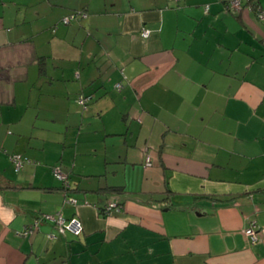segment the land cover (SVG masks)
<instances>
[{"label":"crops","instance_id":"crops-1","mask_svg":"<svg viewBox=\"0 0 264 264\" xmlns=\"http://www.w3.org/2000/svg\"><path fill=\"white\" fill-rule=\"evenodd\" d=\"M227 2L0 0V264H264V21Z\"/></svg>","mask_w":264,"mask_h":264},{"label":"built area","instance_id":"built-area-1","mask_svg":"<svg viewBox=\"0 0 264 264\" xmlns=\"http://www.w3.org/2000/svg\"><path fill=\"white\" fill-rule=\"evenodd\" d=\"M241 7H242V0H228V8L234 9V10H240ZM207 9H208V5H205V10H207ZM84 15H85V12H83V11L72 12L69 15L64 16L62 18V22L64 24H67L70 22L71 19L79 18V17L84 16ZM258 18L261 20H264V11L259 10ZM141 33L143 36H148L149 30L144 28V29H142ZM115 86H116V88L119 89L121 87V84L116 83ZM79 101L80 102L83 101L82 97H79ZM10 159L12 160V162H14L16 169H18L21 166L22 157L20 154L14 153L10 156ZM145 165L146 166L151 165V159H150L149 155L146 156ZM52 172H53L54 176L57 177L58 179L62 180L66 186L68 185V182L66 180V175L60 170V168L58 166L53 167ZM66 200L72 204H77V199L73 196H68ZM106 209H107V213H110V211H112V210H119V206H117L116 201H110L107 204ZM41 219L53 221L60 233H64L65 231H70L74 234H79L83 229L82 223H81L79 218L70 217V218L66 219L62 216V214L58 213L57 215L43 214L41 216V218L36 219L31 225H28L27 226L28 228H26L23 231V233L28 234V233L32 232L33 229L37 227L38 222ZM243 231H244V234L246 236H248L251 243H254L258 240V233L259 232L264 233V227H258L255 224V222L252 221L250 223V225L248 227H246Z\"/></svg>","mask_w":264,"mask_h":264},{"label":"trees","instance_id":"trees-1","mask_svg":"<svg viewBox=\"0 0 264 264\" xmlns=\"http://www.w3.org/2000/svg\"><path fill=\"white\" fill-rule=\"evenodd\" d=\"M244 8H247V9H249L250 11H252L255 15H256V17H258V12H259V10H261L262 11V9L260 8V6H259V3H258V0H242V7H241V9L240 10H234V9H230V8H228V2H227V9H229V10H231V11H235V12H239V11H241V10H243ZM261 20V19H260ZM261 21H264V20H261ZM63 23V22H62ZM64 24V23H63ZM68 24V23H67ZM40 63H43V62H41L40 61ZM121 88V87H120ZM119 88V89H120ZM116 89H118V88H116ZM79 97H82V99H83V101L82 102H80L79 101ZM88 99H89V96H86V95H83V94H79L78 96H77V98H76V102L79 104V105H81L82 107H86V105H87V101H88ZM12 154H14V153H12ZM12 154H10L9 155V159H10V156L12 155ZM19 154V153H18ZM21 155V154H20ZM21 157H22V164H21V166L18 168V169H16L15 168V164H14V162H12L13 163V165H14V168H15V170H19L21 167H22V165L25 163V162H27L28 160H27V158L26 157H23L22 155H21ZM11 160V159H10ZM12 161V160H11ZM59 168H60V166L59 165H57ZM53 167H55V166H53ZM53 167H52V169H53ZM60 170H61V168H60ZM62 171V170H61ZM63 172V171H62ZM53 173V172H52ZM64 173V172H63ZM65 174V173H64ZM66 175V174H65ZM66 180H67V175H66ZM67 182H68V180H67ZM64 183V182H63ZM65 185V184H64ZM64 188H66V190H67V192H68V194H67V197L68 196H73L72 194H71V191H72V189L70 188V185H69V182H68V185L66 186H64ZM108 188H110L113 192H115V193H120V192H124V190H123V187L122 186H110V187H108ZM74 197V196H73ZM77 199V198H76ZM112 201H114V200H112ZM77 202H78V199H77ZM87 201H86V199H83V203H86ZM110 202V201H109ZM108 202V203H109ZM107 203V204H108ZM117 203V206H119V210L121 209V206H122V204L121 203H118V202H116ZM107 204H106V206L104 207V209H103V212H105V213H107V209H106V207H107ZM43 215V214H42ZM42 215H38L37 217H36V219H39V218H41V216ZM41 220H43V219H41ZM40 220V221H41ZM28 226V225H27ZM57 228V227H56ZM81 233V232H80ZM79 233V234H80ZM74 234V233H73ZM79 234H74V235H79Z\"/></svg>","mask_w":264,"mask_h":264},{"label":"rangeland","instance_id":"rangeland-1","mask_svg":"<svg viewBox=\"0 0 264 264\" xmlns=\"http://www.w3.org/2000/svg\"><path fill=\"white\" fill-rule=\"evenodd\" d=\"M244 10H247V8H244ZM233 12L236 13V14L238 13V12H235V11H233Z\"/></svg>","mask_w":264,"mask_h":264}]
</instances>
